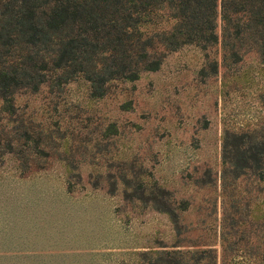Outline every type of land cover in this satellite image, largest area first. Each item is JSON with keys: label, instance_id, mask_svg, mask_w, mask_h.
Listing matches in <instances>:
<instances>
[{"label": "rangeland", "instance_id": "1", "mask_svg": "<svg viewBox=\"0 0 264 264\" xmlns=\"http://www.w3.org/2000/svg\"><path fill=\"white\" fill-rule=\"evenodd\" d=\"M216 33L102 95L50 73L0 98V264H264V175L226 161L264 138V63Z\"/></svg>", "mask_w": 264, "mask_h": 264}, {"label": "trees", "instance_id": "2", "mask_svg": "<svg viewBox=\"0 0 264 264\" xmlns=\"http://www.w3.org/2000/svg\"><path fill=\"white\" fill-rule=\"evenodd\" d=\"M218 15L222 58L254 51L264 63V0H220L219 11L218 0H0V98L12 106L16 92L37 90L50 73L52 86L82 74L102 95L109 81L157 70L166 52L217 43ZM161 20L167 31L143 30ZM234 139L226 161L236 177L264 175V138ZM161 260L180 263L170 253Z\"/></svg>", "mask_w": 264, "mask_h": 264}]
</instances>
